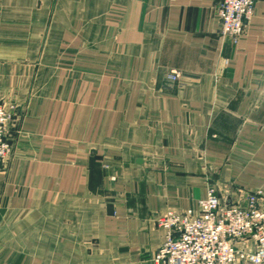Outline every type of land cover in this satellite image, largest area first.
Segmentation results:
<instances>
[{"label": "crops", "instance_id": "0c3cea01", "mask_svg": "<svg viewBox=\"0 0 264 264\" xmlns=\"http://www.w3.org/2000/svg\"><path fill=\"white\" fill-rule=\"evenodd\" d=\"M222 1L0 0V264H152L210 184L264 209V0L237 45Z\"/></svg>", "mask_w": 264, "mask_h": 264}, {"label": "built area", "instance_id": "2783aa9c", "mask_svg": "<svg viewBox=\"0 0 264 264\" xmlns=\"http://www.w3.org/2000/svg\"><path fill=\"white\" fill-rule=\"evenodd\" d=\"M256 11L255 0H223L216 8L221 34L237 45ZM169 78L179 81L181 73ZM0 86V171L14 149L13 105L2 102ZM260 192L246 196V204L228 203L210 184L198 209L168 210L158 219L164 239L152 264H264V209Z\"/></svg>", "mask_w": 264, "mask_h": 264}, {"label": "water", "instance_id": "95a60500", "mask_svg": "<svg viewBox=\"0 0 264 264\" xmlns=\"http://www.w3.org/2000/svg\"><path fill=\"white\" fill-rule=\"evenodd\" d=\"M138 162H141V160H140V161H138Z\"/></svg>", "mask_w": 264, "mask_h": 264}]
</instances>
